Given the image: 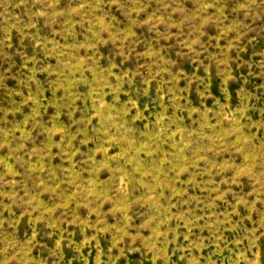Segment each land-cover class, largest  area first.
Masks as SVG:
<instances>
[{
    "label": "rangeland",
    "instance_id": "rangeland-1",
    "mask_svg": "<svg viewBox=\"0 0 264 264\" xmlns=\"http://www.w3.org/2000/svg\"><path fill=\"white\" fill-rule=\"evenodd\" d=\"M0 264H264V0H0Z\"/></svg>",
    "mask_w": 264,
    "mask_h": 264
}]
</instances>
